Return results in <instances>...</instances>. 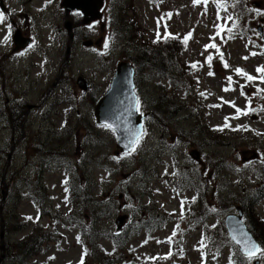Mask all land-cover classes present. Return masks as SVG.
<instances>
[{"label": "rangeland", "instance_id": "1", "mask_svg": "<svg viewBox=\"0 0 264 264\" xmlns=\"http://www.w3.org/2000/svg\"><path fill=\"white\" fill-rule=\"evenodd\" d=\"M41 1H4L13 7L0 22V148L8 147L0 154V264H79L84 253V264H229L224 219L264 180V72L258 71L264 35L257 32L264 0H248L235 15L247 35L234 38L216 33L217 7L205 0H161L159 8L129 0L128 11L117 17L135 27L132 40L112 20L117 0H107L99 23L83 30L96 46L76 43L69 62L62 0ZM175 11L168 27L179 38L190 35L178 59L180 74L187 75L179 85L142 80L149 101L164 94L169 111L164 106L151 114L142 98L141 111L151 115L147 135L122 154L115 132L97 124L90 98L63 76H91L102 96L124 43L128 54L148 42L157 21L164 30V15ZM17 28L34 38L23 51L14 50ZM19 104L26 105L25 115L14 122ZM195 149L202 163L190 156ZM254 151L257 159L244 157ZM67 172L74 177L70 199ZM255 206L264 216V200ZM150 214L158 218L152 234L139 227ZM121 215L129 239L118 248L112 233ZM27 237L40 243L32 255L18 257L16 245Z\"/></svg>", "mask_w": 264, "mask_h": 264}, {"label": "water", "instance_id": "2", "mask_svg": "<svg viewBox=\"0 0 264 264\" xmlns=\"http://www.w3.org/2000/svg\"><path fill=\"white\" fill-rule=\"evenodd\" d=\"M67 12L72 9H80L86 15V21L100 16L98 8L102 5V0H64ZM72 23L67 21L66 26L71 30ZM261 30V28H260ZM30 39H25L20 32L15 34L16 48L25 47L30 43ZM89 44V42H86ZM133 70L124 63L118 65L116 76L113 78L111 87L106 95L96 106L95 115L99 123L107 124L113 127L118 135V147L122 152L132 149L137 139L143 133V120L145 115L137 111V96L134 93V84L132 81ZM80 86L83 82L79 80ZM242 212L239 209V215H228L226 226L231 239L236 242L241 250L246 254V240L258 243L248 231L246 225L241 219ZM126 217L117 219L119 225ZM2 257H0V262Z\"/></svg>", "mask_w": 264, "mask_h": 264}, {"label": "trees", "instance_id": "3", "mask_svg": "<svg viewBox=\"0 0 264 264\" xmlns=\"http://www.w3.org/2000/svg\"><path fill=\"white\" fill-rule=\"evenodd\" d=\"M152 60H153L152 62L154 63L153 65L156 66L158 71H160L161 73H165L167 69L169 70L171 68V70H172L174 68L171 65V62L169 63V59L166 58V56L161 51H159L156 55H154ZM166 100H168V99L160 98V97L152 98L150 103L147 104L148 108L151 110V114H154V111H156V112L162 111L161 109L164 106H167V110H168V106L170 107V104L166 103ZM161 102L164 103V104L158 105V104H161ZM170 114H173V113H170ZM17 124H18L17 130L21 131V124L20 123H17ZM7 150H8L7 145H6L4 150H1V148H0V154H3V153L6 154ZM9 177L11 179V176H9ZM0 196L3 197L1 195V189H0ZM247 200L249 201L248 205H247L248 206L249 215L253 214L254 216H256L254 214V210L252 209L253 208V203L251 202L252 198L248 197ZM101 206L102 207H100V208L104 209L105 206H104L103 202L101 203ZM104 211H106V210H104ZM250 217H251V215H250ZM251 219H252V217H251ZM255 228H256V230H255L256 232L254 231V233L256 234L255 236L258 239V241L260 242L261 248H264V224L261 222V226H259V227L255 226ZM112 234H113V238H114L113 242L115 243V245H117L118 248L123 247L125 245V243L127 242V240H128L127 233L124 230H122V231H114ZM29 237L25 238L24 239L25 241H23V242L19 243L18 245H16V247L18 249L17 250L18 257H23L24 258V256L32 255V251L34 249H36V245H38L40 243V241L32 240ZM228 241L232 244V248H233V252H234V258L238 259V257L240 255H242V254L240 253L238 247L235 244H233L230 241V239H228ZM25 245H26V247L24 248V251H21V248L23 246H25ZM101 258H104L103 255H102ZM106 259L107 258H106V255H105L104 261H106ZM242 259H243V257H241V261H242ZM129 264H151V263H147L146 261H143V262L139 263L138 261L135 260V261H132ZM241 264H254V263H249L247 260L243 259Z\"/></svg>", "mask_w": 264, "mask_h": 264}, {"label": "snow or ice", "instance_id": "4", "mask_svg": "<svg viewBox=\"0 0 264 264\" xmlns=\"http://www.w3.org/2000/svg\"><path fill=\"white\" fill-rule=\"evenodd\" d=\"M195 2V0H194ZM4 19L3 13H0V22H2ZM206 47H215V45H209ZM211 58H209L210 60ZM225 67H227V64H225ZM238 72H241L242 70L237 69ZM258 71L264 72V68L258 69ZM210 75L212 73H209ZM249 80L253 79V77L248 76L247 77ZM231 79V78H229ZM227 90V89H225ZM108 127H110V125H107ZM28 219H31V217H29ZM246 255H247V260L250 262L252 259H264V248H261L259 245H257L255 242H252L250 240H246Z\"/></svg>", "mask_w": 264, "mask_h": 264}, {"label": "flooded vegetation", "instance_id": "5", "mask_svg": "<svg viewBox=\"0 0 264 264\" xmlns=\"http://www.w3.org/2000/svg\"><path fill=\"white\" fill-rule=\"evenodd\" d=\"M60 77L61 76H59V79H61ZM68 80H69L68 77H63L62 79V81H68ZM24 113H25L24 104L16 105L15 109L11 114V118L13 121L15 120L14 122H18L23 117V115H25Z\"/></svg>", "mask_w": 264, "mask_h": 264}, {"label": "bare ground", "instance_id": "6", "mask_svg": "<svg viewBox=\"0 0 264 264\" xmlns=\"http://www.w3.org/2000/svg\"><path fill=\"white\" fill-rule=\"evenodd\" d=\"M10 116V115H9ZM12 119V118H11ZM15 121V120H14Z\"/></svg>", "mask_w": 264, "mask_h": 264}]
</instances>
